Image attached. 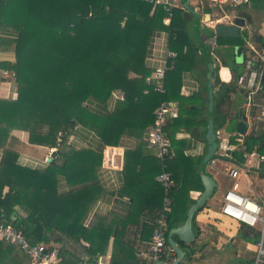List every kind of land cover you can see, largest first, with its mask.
<instances>
[{
	"label": "trees",
	"instance_id": "1",
	"mask_svg": "<svg viewBox=\"0 0 264 264\" xmlns=\"http://www.w3.org/2000/svg\"><path fill=\"white\" fill-rule=\"evenodd\" d=\"M166 16L162 5L144 0H0V48L11 49L15 54L14 64L5 62L1 67L12 71L17 83L15 100L0 98V149L3 151L0 212L30 243H60L62 264H93L98 254L106 253L110 240V264H139L133 249L124 244V230L129 225H140L141 239L147 241L146 246L151 238L163 198L155 178L163 169L144 140L135 149L124 152L123 194L130 196L135 186H147L148 199L153 202L145 204L136 217L133 213L119 216L93 212L101 193L96 177L101 155L78 151L68 146L67 138L80 126L95 133L103 145L118 146L121 136L132 134L135 129L141 132L154 123V109L162 101H187L180 96L181 74L191 71L199 60L193 19L182 9L180 1L171 11L168 25L162 22ZM155 31L168 34V49L176 54L173 69L165 74L164 96L145 83L151 72L144 63ZM201 34L205 41L206 37L213 36V31L204 27ZM235 41L244 43V39ZM216 42L227 41L216 38ZM226 48L231 50V55L217 52V56L226 65L236 67L233 58L229 63L226 59L233 56V46ZM256 49L262 52L264 44ZM207 52L211 58L208 47ZM234 71L237 79L241 71ZM213 86H216L214 79ZM144 90H147L145 94ZM114 92L122 94V100L112 113H107L105 107ZM238 94L245 100L246 92L238 89L236 83L220 84L213 95L215 130L235 132L229 122L243 116V111L234 104ZM258 96L264 98V82ZM98 106L104 110L99 111ZM224 107H231L232 112ZM142 108L149 111H137ZM179 120H170L164 132ZM12 130L27 132L31 145L56 148V160L41 171L19 166L18 154L6 146ZM170 138L175 157L165 171L171 174L175 187L171 192V211L166 217L168 233L185 222L194 203L189 193L202 191L200 158L185 157L180 143ZM243 143L247 149L256 145L264 155V122L252 123ZM232 157L244 163L239 153L235 152ZM81 159L83 165L73 169L72 162ZM142 160H148L147 170ZM69 175L76 179H70ZM62 177L69 186L65 193L58 190L57 182ZM14 206L26 210L28 217L12 220ZM42 211L54 216L52 226L41 219ZM197 214L192 223L195 240L199 237L194 222ZM88 215L91 217L87 220ZM144 215L146 219L142 221ZM251 233L254 232L242 225L239 227L242 238L247 239ZM173 239L188 252L187 260H191L197 250L193 248L195 243L188 245L176 237ZM63 241L80 245L87 242V256H75ZM0 264H30V261L18 248L0 241Z\"/></svg>",
	"mask_w": 264,
	"mask_h": 264
},
{
	"label": "crops",
	"instance_id": "2",
	"mask_svg": "<svg viewBox=\"0 0 264 264\" xmlns=\"http://www.w3.org/2000/svg\"><path fill=\"white\" fill-rule=\"evenodd\" d=\"M179 1L180 0H178V2ZM194 1L195 2L193 7L195 11L200 15L201 20H204L205 15H208L209 16L208 18L211 20L209 22L205 21L207 23L202 21L201 29L207 27L213 31V26L216 23L218 22L227 23L228 20L227 18L223 17V14H225L227 10H229L230 8L240 6L243 9L241 15L246 19L250 28L253 29L255 33L261 35L262 37L261 44L264 42V0H226L223 5H219V6L202 5L201 8L198 7L199 6L198 1L197 0ZM213 35H215L214 31H213ZM211 37H206L204 43L209 48V54L215 66V71L213 75V79L216 81V86L213 91V95L215 96L221 83H225V84L236 83L235 74L237 72L234 70L241 71L240 75H242V73L244 72L245 63L247 61L244 52L249 50L251 46L256 48V47H260L261 44L253 43L248 40V37H246L242 45L235 43L236 42L235 40H226L227 42H222L221 44L217 43V46L214 49H211L208 43ZM168 41H169V36L164 31H155L152 34L148 44L147 54L144 63L145 67L151 72L148 77H150L155 70L164 68L169 64L170 58H168L167 52H172V51L168 49ZM230 43L233 44L231 45ZM233 45L234 46L240 45L241 47H243V53H244L242 63L236 64L235 62L236 67L231 66L232 64L226 65L217 56V52L220 53L221 55L223 53L231 55L232 54L231 50L230 51L226 50L227 49L226 46H233ZM263 52L264 50H262V52H259L258 50L256 51V53L260 57H263ZM232 58L234 59V54L232 57L230 56L229 58L228 57L226 58L227 62L228 63L231 62ZM5 62L7 64L8 63L14 64L15 54L11 49L6 50L4 48H0V98L15 100L17 97V83H16L15 75L14 73H12V71H9L8 69H3L1 67V65ZM207 73H208V67L199 57L197 64L194 66V68L191 71H186L181 74L180 96L185 98L187 101L186 102L184 101L182 103L177 101L170 102L173 106V111L175 112L176 115L175 117L170 118L168 120L167 125L168 123H171V121H173L174 119L179 120V117L180 120L178 122H175L173 127L168 128V130L170 131L165 130L166 136H168L169 138L172 137V139L180 143V150L185 157L186 156L193 158L199 157L200 160L206 153L205 128L207 125L208 95H207V90L205 91V89L207 82ZM131 77L134 78L137 76L131 75ZM151 83L156 84V80H152ZM236 87L240 89L237 86V84ZM146 92L147 90H144L143 94H145ZM121 96L122 94H120L119 92L112 93L105 107V111L107 113L109 112L112 113L114 111L117 102L122 100ZM246 101L247 99L245 98L244 100L242 94L241 95L238 94L235 97L234 104L236 107H238L240 111L241 110L243 111V116H237V118L229 122V127L231 126V128L233 127L235 130L237 122L242 121L243 118H245L246 128L243 135L249 133L252 126L251 125L252 122H250L248 119L249 114H251L252 111L247 109ZM98 108L99 111L104 110L100 106H98ZM224 109L228 110L229 112H232L231 107H224ZM137 111L148 112L149 109L142 108ZM133 132L134 133L132 134H125L121 136V138L119 139L118 146L103 145L101 139L95 133L80 126H76L73 132L67 138L68 146H71L78 151H88L87 153L88 155L91 154V152L99 153L101 155L102 158L101 166L96 170L97 182L100 186L101 193L93 207V212L98 211L103 214L113 213L119 216H127L128 213H133L136 217H139L143 206L145 204L149 205L153 203V202L150 203V199H148V194L150 192V189L147 186H141V187H137L138 185L135 186L130 196H127L122 192L124 187V177H123L124 152L125 150L136 148L139 141L143 140L145 130L139 132V129H135ZM217 132L219 138H220V133H222L223 137H230V135L237 133L236 130L235 132H233L231 130L224 131L222 129L218 130ZM230 139L234 140V137H230ZM6 146L7 148L15 151L18 154L17 164L25 168H30L40 171L44 170L47 168L48 164L56 160L57 157L56 148L50 149L43 146H35L29 144L28 133L22 130H12L6 142ZM172 150H173V158L170 161H168L167 164L173 162L174 160L175 152L173 148ZM52 151H55V154L52 157L51 161L47 162L48 159L50 158V154ZM235 152L241 155L240 151L237 150ZM2 153L3 151L2 149H0V160L2 157ZM134 158H137V155ZM232 161L234 163L230 161L225 162L221 160H213L207 166V172H209L212 175V177L217 183V191L207 201L205 208H203L195 217L200 228L201 227L210 228L213 227V225H217L219 223L220 226H222L221 229L223 228V225L225 226V224H228L230 226L231 221H228L230 219L221 215L220 213V203L224 192L229 190L233 183L237 184L238 192L241 195L250 199H257L258 194L261 192L262 188L264 187V167L254 165L253 163H251L250 165H246L244 160H243L244 163H238L237 160L235 159H233ZM142 162L144 166H146V170H147L148 169L147 166L149 163L148 160L146 161L142 160ZM82 165H83L82 159L79 162L76 161L72 162L73 169H75L76 167H80ZM230 168H235L238 171L239 175L237 179L231 180L227 176V172ZM78 169H76V171ZM69 178L76 179L75 177L72 178V175H69ZM57 184H58V190L61 193H65L69 190V186L66 184L63 177L59 179ZM6 190L7 189H5V191ZM219 190L221 191V193L218 198H215V195ZM202 191H203V186H202ZM202 191H191L189 193L190 199H192L195 202L201 195ZM13 212L14 214L11 216L12 220L15 219V217H18L19 219H26L28 217V212L19 206H14ZM90 217L91 216L88 215L87 220L90 219ZM53 218L54 216L52 214L45 213L44 211H42L41 219L47 221L51 226L54 224ZM145 219L146 218L144 215L141 218V220L144 221ZM233 222H235L232 225L236 229L235 233H238L239 227L241 225L239 223L238 225L236 221ZM225 230L228 231V229L226 228ZM201 232H207V231L201 230ZM123 240H124V244L126 243L135 252V258L138 260V263L146 264V261L142 260V258L139 257V253L145 250L146 248L145 243L147 242V241H142L141 239L140 225L127 226L126 229L124 230ZM63 242L65 246L74 253L75 256L80 258L81 257L85 258L87 256V252H86V249L88 248L87 242L83 241L81 243L82 245L72 243V241H63ZM52 244L57 246L58 248L61 247L60 243L58 242ZM111 248H112V240L109 241L106 253L98 254L97 257L102 256L108 258L111 263Z\"/></svg>",
	"mask_w": 264,
	"mask_h": 264
},
{
	"label": "built area",
	"instance_id": "3",
	"mask_svg": "<svg viewBox=\"0 0 264 264\" xmlns=\"http://www.w3.org/2000/svg\"><path fill=\"white\" fill-rule=\"evenodd\" d=\"M153 5H162L167 12V16L163 19V23L168 25L171 19V11L178 7V0H144ZM198 7L219 6L223 5L226 0H197ZM211 49L217 46L216 37L213 35L209 39ZM254 55H258L253 46L250 47ZM170 58L169 64L164 68L157 69L152 75L146 78L145 82L151 85L153 91L161 96L166 94L164 87L165 72L173 69L176 54L167 52ZM263 68V57L259 62L247 59L245 69L242 75L236 79L237 86L246 92V107L251 110L249 121L252 123L264 122V98L258 96L260 88L261 73ZM156 80V84L151 81ZM258 96V97H257ZM122 97V96H121ZM258 98V99H257ZM154 123L148 126L144 132L143 140L146 147L153 151L154 157L162 164L163 171L156 176L155 181L159 184L163 191L162 206L156 220V225L152 231L151 238L144 251L139 253V257L146 261V264H173L177 259L174 251L168 245V228L166 217L171 211L173 198L171 192L175 187V183L169 172L165 171L166 164L173 158L172 143L168 136L165 135L164 128L170 118L175 117L173 106L168 101H162L158 107L154 109ZM252 125V124H251ZM60 136V134H59ZM234 137V140L230 139ZM230 137L219 138L220 147L217 153L223 157L233 160L232 155L235 151H240L246 165L253 163L257 166L264 167V155L258 152L257 146L253 145L251 149L244 146V135L234 133ZM238 171L230 168L227 176L231 180L238 177ZM221 215L236 221L240 225L252 230L249 237L257 240L254 242V255L246 264H264V187L258 194L257 199L244 197L238 192L237 184L233 183L231 188L224 192L220 203ZM0 241L8 243L26 256L30 264H62V256L57 246L45 243H30L22 231L16 229L9 223L4 215L0 212ZM93 264H110L108 258L98 256ZM182 264V263H179Z\"/></svg>",
	"mask_w": 264,
	"mask_h": 264
},
{
	"label": "water",
	"instance_id": "4",
	"mask_svg": "<svg viewBox=\"0 0 264 264\" xmlns=\"http://www.w3.org/2000/svg\"><path fill=\"white\" fill-rule=\"evenodd\" d=\"M194 0H180L182 9L189 13L193 19V31L195 40L198 46V53L200 59H203V62L208 67L207 73V82H206V90L208 95V105H207V125L205 128V140H206V153L201 159L200 167H199V176L203 186V191L199 198L193 203V205L189 208L185 222L177 228L171 229L168 233V245L172 248L176 255V261L173 264L185 263L187 262L188 252L185 249H182L180 245L173 239L176 237L177 240L183 244H192L195 241V234L193 231V219L195 214L199 209L206 205V202L216 193L217 191V183L212 177V175L207 172V166L213 160H221L225 162H232L228 157H223L217 153L220 143L218 132L214 128L213 121V75L215 71V66L212 59L209 57L207 52V47L202 39V29L201 24L202 21H211L208 15H205L204 20H201L200 15L194 9ZM242 7L236 6L227 10L225 14H223L224 18H227V23H216L213 26V31L216 38L224 39V40H240L248 37V40L261 44L262 37L261 35L255 33L253 29L250 28L246 19L241 15ZM230 15V16H229ZM230 18V19H229ZM207 23V22H205ZM264 44V42H263ZM255 51L256 48H255ZM247 59H252L254 62H259L260 56L254 55L253 50L249 49L244 52ZM243 47L235 46L233 47L234 60L236 64H241L243 60ZM261 84L264 82V52H263V68L261 73ZM245 118L242 121L237 122L235 130L239 134H244L245 132ZM55 151H52L50 154V158L47 162H50L52 157L54 156Z\"/></svg>",
	"mask_w": 264,
	"mask_h": 264
},
{
	"label": "rangeland",
	"instance_id": "5",
	"mask_svg": "<svg viewBox=\"0 0 264 264\" xmlns=\"http://www.w3.org/2000/svg\"><path fill=\"white\" fill-rule=\"evenodd\" d=\"M233 47L235 46L233 45ZM220 138H223L222 133H220ZM220 193L219 190L215 198H218ZM228 221H231L230 226L225 224L227 227L223 225L222 230L219 222V224L210 228H200L195 218L194 222L199 229V237L198 240L193 242L195 243L193 248L197 247V250L191 255V260H187L182 264H246L254 255V241L257 240V235L254 236V239L249 236L244 239L241 235L235 233L236 229L232 226L235 222L231 219ZM201 230L207 232H201Z\"/></svg>",
	"mask_w": 264,
	"mask_h": 264
}]
</instances>
